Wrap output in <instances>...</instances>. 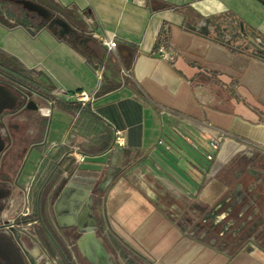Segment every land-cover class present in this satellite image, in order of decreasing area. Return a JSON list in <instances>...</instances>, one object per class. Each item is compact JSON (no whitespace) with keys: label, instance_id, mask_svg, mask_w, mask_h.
Listing matches in <instances>:
<instances>
[{"label":"crops","instance_id":"obj_1","mask_svg":"<svg viewBox=\"0 0 264 264\" xmlns=\"http://www.w3.org/2000/svg\"><path fill=\"white\" fill-rule=\"evenodd\" d=\"M47 1L63 9L59 16L69 28L63 33L81 31L85 56L48 24L0 11V67L30 83L33 97H42L40 107L50 110L44 115L41 154L69 143L83 150L76 169L96 183L105 179L110 230L148 262L264 264V251L257 248L227 253L192 237L186 222L171 220L152 198L167 191L186 215V203L191 212L195 203H209L225 189L213 175V161L204 172L157 145L161 108L227 132L218 159L235 151L264 153V59L251 54L258 41L264 47V0H162L179 8L158 11H151L147 0ZM111 36L114 50L101 43ZM161 45L174 53L172 60L159 55ZM122 68H129L130 76ZM83 91L94 93L84 106L74 96ZM93 120L110 131L104 143L89 138ZM114 129L123 146L114 144ZM33 154L31 172L42 157ZM191 169L202 178H186Z\"/></svg>","mask_w":264,"mask_h":264},{"label":"flooded vegetation","instance_id":"obj_2","mask_svg":"<svg viewBox=\"0 0 264 264\" xmlns=\"http://www.w3.org/2000/svg\"><path fill=\"white\" fill-rule=\"evenodd\" d=\"M52 27L65 31L58 23ZM29 92L28 85L0 67V233L15 241L25 264H117L114 257L120 252L111 249L109 235L114 233L104 212L105 179L96 183L79 175L76 166L85 153L79 160L73 143L41 154L42 97ZM29 99L37 109L17 104ZM34 151L42 157L31 172ZM216 157L213 175L225 189L211 202L195 203L191 212L186 203L183 215L180 203L169 192H160L157 183L153 201L171 220L186 222L187 234L216 250L264 251V153L246 150ZM11 218L13 225L8 223ZM33 247L38 253L30 256Z\"/></svg>","mask_w":264,"mask_h":264},{"label":"built area","instance_id":"obj_3","mask_svg":"<svg viewBox=\"0 0 264 264\" xmlns=\"http://www.w3.org/2000/svg\"><path fill=\"white\" fill-rule=\"evenodd\" d=\"M29 29L31 31L35 30L33 27H29ZM101 43L108 50H114L117 46L116 38L113 36L102 38ZM256 47L261 50L263 49L259 41ZM157 52L166 60H172L174 58V53L168 51L166 46H159ZM102 72L103 67L98 65L96 67V77L98 80L102 78ZM121 73L125 76H130V69L122 68ZM74 96L83 106L94 99V93H86L84 91L80 93L75 92ZM49 111V108L40 107V112L46 116L49 115ZM158 115L160 117L161 130L156 142L157 145L162 147L166 152H178L181 156L186 157L191 164L198 166L204 172H208L220 145L225 139L229 138V134L215 127L209 121L186 118L166 108L159 109ZM172 118L177 119V121L172 122ZM178 121H181V123ZM190 128L196 131L198 136L193 135ZM113 133L114 144L123 146L124 139L121 132L114 129ZM75 152L77 158L81 160L83 158V152L78 146H75ZM14 221L15 219L11 218L8 223L13 225Z\"/></svg>","mask_w":264,"mask_h":264},{"label":"rangeland","instance_id":"obj_4","mask_svg":"<svg viewBox=\"0 0 264 264\" xmlns=\"http://www.w3.org/2000/svg\"><path fill=\"white\" fill-rule=\"evenodd\" d=\"M0 11H3L6 14L17 13L21 15L22 18L26 16L30 21L36 24L44 20L43 18L37 16L35 13L26 11V9H24L21 5L7 1V0H0ZM20 81L31 87L30 83L26 81H22V80ZM52 99H54V96H52ZM88 124H89V131H90L89 132L90 140L94 139L95 142L99 141L98 142L99 144L104 143L102 138L108 137V135L110 134L109 129L105 126L100 125L97 120L88 122ZM186 178H192L195 181H198L199 179L202 178V174L198 172L197 170L195 171L194 169H191V173H189L188 176H186ZM113 235L112 234L109 235L110 236L109 244L112 250H116V252L118 251L120 252L119 257L118 256L114 257L116 259L117 264H153L151 262L146 261V259L140 253L136 252L135 250L130 248L128 245L124 246V244H122V242L118 238H116V236H113Z\"/></svg>","mask_w":264,"mask_h":264},{"label":"water","instance_id":"obj_5","mask_svg":"<svg viewBox=\"0 0 264 264\" xmlns=\"http://www.w3.org/2000/svg\"><path fill=\"white\" fill-rule=\"evenodd\" d=\"M12 1L22 4L28 10L37 11L44 18L51 20L48 24V27H51L53 23H58L65 28V31L69 30L66 22L61 17H59V14L64 13L63 9L52 2L47 0H37L38 2H34L32 0ZM50 9H54L56 14ZM240 26L242 27V25ZM29 93L32 94L31 92ZM17 104L25 105L27 108L37 109V104L33 99H29L24 102L18 101ZM0 264H25L19 246L11 237L3 233H0Z\"/></svg>","mask_w":264,"mask_h":264},{"label":"trees","instance_id":"obj_6","mask_svg":"<svg viewBox=\"0 0 264 264\" xmlns=\"http://www.w3.org/2000/svg\"><path fill=\"white\" fill-rule=\"evenodd\" d=\"M147 5L150 7L151 11H158V10H161V9H178L179 8L177 5H174V4H171V3H167V2L162 1V0H147ZM70 20H75V19L73 17H69V21ZM37 25L38 26H47V22L43 20L40 23H38ZM76 28L78 30H81L78 25L76 26ZM50 31L58 39L67 40L68 42H70V44H72L74 46V48L80 54L85 56V50L82 49L83 48V43H82L83 34L81 33V31H76L74 33H70V34L67 35V34L59 31V29L57 27H52V26L50 28ZM161 31H163V30H161ZM162 40H163L164 44L166 45V43H167L166 35L163 36ZM251 54L254 55V56H257V57H260V58L264 59V47H263L262 50L258 49L257 47L253 48L251 50Z\"/></svg>","mask_w":264,"mask_h":264},{"label":"bare ground","instance_id":"obj_7","mask_svg":"<svg viewBox=\"0 0 264 264\" xmlns=\"http://www.w3.org/2000/svg\"><path fill=\"white\" fill-rule=\"evenodd\" d=\"M44 111H46V110H44ZM37 253H38V250H37L36 247H33V249H29V250H28V254H29L30 256H34V255H36Z\"/></svg>","mask_w":264,"mask_h":264}]
</instances>
